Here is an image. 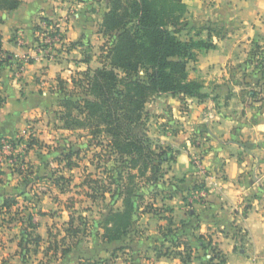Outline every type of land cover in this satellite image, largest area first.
Returning a JSON list of instances; mask_svg holds the SVG:
<instances>
[{
  "label": "crops",
  "instance_id": "crops-1",
  "mask_svg": "<svg viewBox=\"0 0 264 264\" xmlns=\"http://www.w3.org/2000/svg\"><path fill=\"white\" fill-rule=\"evenodd\" d=\"M184 1L188 12L182 39L207 38L215 44L198 51L189 71L191 79L204 83L210 97L199 100L163 93L148 103L150 136L175 152L173 160L166 161V177L179 179L175 185L167 183L157 189V201L172 209V218L158 219L150 214L148 220L153 216L156 222L152 236L160 239L159 225L170 224L178 228L185 242L198 243L200 251L205 240L216 243L225 264H264V188L254 180L255 173L264 175V65L256 68L248 61L254 43L257 46L264 41V0ZM61 2L22 0L18 9L0 11V56L4 60L0 95L5 99L0 107V136L11 138L25 131L28 120L50 113L51 101L59 97L55 75L73 72L75 47L64 50V59L59 60L56 47L41 50L33 45L39 38L34 24L51 12L55 18L63 17ZM90 2L81 0L80 6ZM40 4L45 8H39ZM20 32L27 37L23 46L17 42ZM210 113L215 119L208 121ZM193 158L199 159L198 168ZM11 161L0 159V166L7 169L13 166ZM5 177L14 176L6 171L0 175ZM201 183L205 188H194ZM2 186L0 183V264H26L20 250V242L26 245V217L5 221L7 212L13 215L18 205L10 209L1 206L4 196L16 194L14 187L4 191ZM203 190L206 195L199 197ZM31 213L38 222L35 231L45 237L42 215ZM159 261L182 264L177 258L161 257Z\"/></svg>",
  "mask_w": 264,
  "mask_h": 264
},
{
  "label": "rangeland",
  "instance_id": "rangeland-1",
  "mask_svg": "<svg viewBox=\"0 0 264 264\" xmlns=\"http://www.w3.org/2000/svg\"><path fill=\"white\" fill-rule=\"evenodd\" d=\"M62 1L65 11L63 17L55 18L52 12L50 15L45 13L48 16L40 17L34 24L39 34L46 33L47 37L55 40H52L51 44L45 39L35 38L33 42V45H38L35 48L41 50L50 46L56 47L59 54L56 57L59 60H62L64 50L76 48V51H73V56L76 58L71 59L74 62L73 72L67 73L66 76H62L61 73L55 75L58 92L60 90L58 77L71 81L72 77L80 76L79 72L89 67L95 69L104 64L106 38L102 32V21L109 4V0H90L87 6H80L81 0ZM38 7L45 8V5L40 4ZM85 7L86 10L83 12ZM57 12L54 10V13ZM78 13L80 15L76 17ZM22 40L23 45L27 44L26 36H23ZM260 46L264 47V41ZM259 51L254 43L248 61L256 65V68L260 66L263 69L264 55ZM87 58H90L89 63L86 62ZM191 62L194 61L189 62V71ZM54 87L52 83L50 87L52 92L56 91ZM76 93L78 96L84 95L83 89H79ZM60 97L61 93L58 100L51 101L50 113L28 120L25 131H19L14 135L15 137L10 136L18 150L13 154L0 153V159L4 163L9 158L14 163L7 169L6 166H0V175L6 174L7 171L14 176L11 179L0 178V183L3 184L4 191L7 187H14L16 194L13 197L18 201L16 210H12L14 216L7 212L9 214L6 215L8 218L5 221L26 217L25 229L28 236L26 235L27 242L24 247H29V251L20 248L21 253L26 254V264H58L61 260L66 261L65 264L69 262L72 264H161L159 261L161 257L177 258L182 262L177 253L188 255L190 251L186 252L184 247L179 246L185 242L180 234L173 241L166 240L164 234L169 232L170 224L159 225L160 239L155 240L152 236L156 225L152 220L153 216L167 220L172 218L170 207H164L157 201L156 194H159L158 187L167 183L175 185L179 180L166 177L168 173L166 161L173 160L175 152L157 138L150 136L154 146L159 147L156 148L157 152L167 153L164 161L159 157L157 159V162L162 161L158 172L159 180L157 183L150 180L152 170H148L147 175L136 177L134 185L137 196L134 199L138 211L135 223L123 239L108 242L102 237L104 219L110 211L124 208L119 190L123 184L125 186L131 184L128 179L129 172L135 173L136 170L129 167L127 160L119 158L113 152L105 135L92 134L88 128L74 130L62 128L59 119ZM180 97L186 96L180 95ZM147 109L148 104L146 111L149 132L151 117ZM214 115V113L208 114V121L214 120ZM31 139L34 144L30 147ZM193 161L198 168L199 159L193 158ZM254 180L259 187L264 188L262 172H258L257 175L255 173ZM106 186L116 191V194L113 192L104 194L103 190ZM11 196L9 194L4 196L1 203ZM32 211L42 215V221L46 222L45 237L41 236L42 240L38 244L34 241L39 235L35 231L37 227H31L38 222L31 219L35 217ZM150 214L153 216L148 220ZM77 229L79 231L75 233ZM209 245V251L204 256L205 252L199 250L198 243L191 244V259L182 264H210L209 261L220 249L213 241ZM68 248H71V251L62 255V251ZM218 261L219 259H216L212 263L216 264Z\"/></svg>",
  "mask_w": 264,
  "mask_h": 264
},
{
  "label": "trees",
  "instance_id": "trees-1",
  "mask_svg": "<svg viewBox=\"0 0 264 264\" xmlns=\"http://www.w3.org/2000/svg\"><path fill=\"white\" fill-rule=\"evenodd\" d=\"M21 5L22 0H0V11H13ZM187 12L188 6L184 0H109L102 21V32L106 38L104 64L79 72L80 76L72 77L71 81L57 78L61 93L59 119L62 128H88L92 134L105 135L113 152L136 170L135 173L129 172L131 184H123L119 190L124 208L110 211L104 219L102 237L108 242L123 239L135 223L138 211L134 199L137 196L134 185L136 177L147 175L148 170H152L149 178L157 183L161 162L167 155L157 152L159 147L154 146L149 135L147 104L163 93L199 100L210 97L208 92L203 91V82L190 79L188 65L190 61L197 60V51L214 48L215 44L210 39H182ZM2 23L3 17L0 16V54L3 51ZM257 47L264 55V47ZM86 62L89 63L90 58ZM3 63L0 56V70ZM79 89H83L84 95H77ZM4 102L0 95V107ZM32 140L29 141L30 147L34 144ZM158 157L162 161L157 162ZM194 188L201 190L205 187L201 183ZM108 192L116 194L106 186L103 193ZM17 204V199L11 196L5 198L1 206L10 209ZM178 232L170 227L164 237L173 241ZM41 240V235L34 239L37 244ZM209 243L204 241L201 245L204 256L210 248ZM20 245L29 251L23 242ZM179 246H183L186 252L190 251L188 255L177 253L182 262L187 263L191 259L192 246L190 242H183ZM70 251L71 248L64 249L62 255ZM216 259H219L216 264L226 262L220 251L209 263L213 264Z\"/></svg>",
  "mask_w": 264,
  "mask_h": 264
},
{
  "label": "built area",
  "instance_id": "built-area-1",
  "mask_svg": "<svg viewBox=\"0 0 264 264\" xmlns=\"http://www.w3.org/2000/svg\"><path fill=\"white\" fill-rule=\"evenodd\" d=\"M23 34L20 33L18 35V39H17V42L18 44L20 45H23L24 41L22 40L23 38ZM39 38L41 39H45L46 42H50L53 40H55L54 38H51V37H47L46 33H41L38 35ZM46 37V38H45ZM52 44V43H51ZM50 44V45H51ZM24 145H22L23 147ZM16 150H18V147L14 146V143L13 141L11 140V138L7 137V136H0V153H9V154H13ZM198 162V161H197ZM199 163V162H198ZM200 164V163H199ZM200 166V165H199ZM258 174V172H257ZM256 174V175H257ZM258 178V177H257ZM259 179V178H258ZM262 185V184H260ZM199 194V197H204L206 195V191H201L198 193Z\"/></svg>",
  "mask_w": 264,
  "mask_h": 264
}]
</instances>
